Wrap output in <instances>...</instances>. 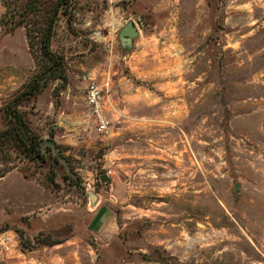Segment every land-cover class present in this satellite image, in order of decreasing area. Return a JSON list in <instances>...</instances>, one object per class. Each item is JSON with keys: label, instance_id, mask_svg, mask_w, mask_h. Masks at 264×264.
<instances>
[{"label": "rangeland", "instance_id": "rangeland-1", "mask_svg": "<svg viewBox=\"0 0 264 264\" xmlns=\"http://www.w3.org/2000/svg\"><path fill=\"white\" fill-rule=\"evenodd\" d=\"M3 9L0 129L42 63ZM51 47L66 79L20 108L66 163L48 146L0 176V264H264V0H74ZM87 191L113 199L101 234Z\"/></svg>", "mask_w": 264, "mask_h": 264}, {"label": "trees", "instance_id": "trees-1", "mask_svg": "<svg viewBox=\"0 0 264 264\" xmlns=\"http://www.w3.org/2000/svg\"><path fill=\"white\" fill-rule=\"evenodd\" d=\"M74 0H1L4 7L1 19L7 21L9 30L23 24L30 44H35L41 55L39 71L34 74L3 106L4 126L0 129V176L21 160L45 158L40 138L32 129L26 111L20 105L34 97L51 79H66V59L51 47L55 21L60 12L72 7ZM38 20H33V19ZM69 18V16H68ZM36 24L35 27L27 23ZM24 176L33 173L21 168ZM54 178V172L50 179Z\"/></svg>", "mask_w": 264, "mask_h": 264}, {"label": "water", "instance_id": "water-1", "mask_svg": "<svg viewBox=\"0 0 264 264\" xmlns=\"http://www.w3.org/2000/svg\"><path fill=\"white\" fill-rule=\"evenodd\" d=\"M138 34V29L133 20H128L118 31V39L122 45H130L132 38L135 37ZM39 144L44 146H49L52 150V153L54 156L58 158L59 161L63 162L64 164L65 159L64 157L59 155L58 148L55 144V141L52 137V134L49 138H46L45 140H40ZM100 180L102 182H105L107 180L106 175H101ZM88 196L91 201H94L95 199V193L92 191H87Z\"/></svg>", "mask_w": 264, "mask_h": 264}, {"label": "built area", "instance_id": "built-area-1", "mask_svg": "<svg viewBox=\"0 0 264 264\" xmlns=\"http://www.w3.org/2000/svg\"><path fill=\"white\" fill-rule=\"evenodd\" d=\"M85 98L87 104L91 109V113L95 117L97 124L96 129L100 132L105 131L108 126V120L105 118L101 108V103H102L101 89L95 82L91 81L88 84ZM108 172H110V170H108L107 173Z\"/></svg>", "mask_w": 264, "mask_h": 264}, {"label": "crops", "instance_id": "crops-1", "mask_svg": "<svg viewBox=\"0 0 264 264\" xmlns=\"http://www.w3.org/2000/svg\"><path fill=\"white\" fill-rule=\"evenodd\" d=\"M88 196V193H87ZM90 199V198H89ZM106 198H104V194L102 192H95V199L94 201L90 200V205L92 206V217L89 221L91 225L96 227V231H100L99 234L103 233L101 230V223L103 220L109 216V218L113 217L112 214V205H113V199L110 195L107 196L108 202H104Z\"/></svg>", "mask_w": 264, "mask_h": 264}]
</instances>
